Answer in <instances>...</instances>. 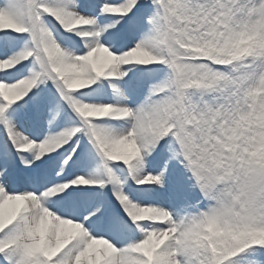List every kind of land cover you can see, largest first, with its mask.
<instances>
[{
	"label": "snow or ice",
	"instance_id": "snow-or-ice-1",
	"mask_svg": "<svg viewBox=\"0 0 264 264\" xmlns=\"http://www.w3.org/2000/svg\"><path fill=\"white\" fill-rule=\"evenodd\" d=\"M0 264H264V0H0Z\"/></svg>",
	"mask_w": 264,
	"mask_h": 264
}]
</instances>
